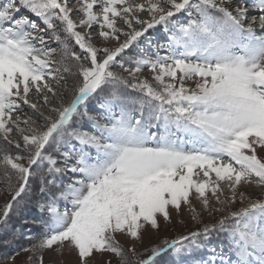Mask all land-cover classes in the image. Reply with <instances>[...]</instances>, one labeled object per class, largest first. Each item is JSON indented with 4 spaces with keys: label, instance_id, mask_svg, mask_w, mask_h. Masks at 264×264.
I'll return each instance as SVG.
<instances>
[{
    "label": "snow or ice",
    "instance_id": "obj_1",
    "mask_svg": "<svg viewBox=\"0 0 264 264\" xmlns=\"http://www.w3.org/2000/svg\"><path fill=\"white\" fill-rule=\"evenodd\" d=\"M0 184V264H264V0H0Z\"/></svg>",
    "mask_w": 264,
    "mask_h": 264
},
{
    "label": "rangeland",
    "instance_id": "obj_2",
    "mask_svg": "<svg viewBox=\"0 0 264 264\" xmlns=\"http://www.w3.org/2000/svg\"><path fill=\"white\" fill-rule=\"evenodd\" d=\"M73 19L78 20L80 17H73ZM160 26H157L156 29H160ZM155 30V29H150ZM95 36V32H93ZM98 39V38H97ZM142 40V38H141ZM115 41L113 42V45ZM136 51L129 50V56H135ZM128 59V56L125 57V60ZM119 70V69H116ZM150 74L145 72L144 76H149ZM92 107H95L93 102ZM98 109V108H97ZM81 126L83 125L82 121L80 122ZM87 129V128H84ZM65 180L68 179L67 176L64 177ZM4 187L3 184H0V189ZM35 185H33V192L30 194L31 202L28 203L24 208L19 211H14L10 215V220L7 228L0 229V252H12L13 250H18L20 246H26L29 244V241L25 239L28 235H38L42 232V227L38 223H33V221H39L41 218V213L36 207L35 201L37 200V195L35 191ZM10 199L6 194L0 193V207L3 206L7 200ZM240 207L239 204L235 205L234 208ZM199 210V206L197 205ZM219 215V214H218ZM183 220L184 223H179L180 220ZM206 221L211 222L208 217H205ZM27 221V222H25ZM198 228V225L193 223L190 219V213L187 209H184L181 212L180 217H173V221L170 225L164 226L161 225L159 232H154L149 230L145 233L144 244L140 247H148L152 244L158 243L162 238L174 239L179 235L187 234L190 231H194ZM15 235L13 243L7 247L3 245V241L9 239ZM123 240V237H121ZM218 238L214 237L213 242H216ZM29 254L21 253L20 257L17 258V264H26L27 257ZM170 259L169 256H164L161 260V264H165L166 261ZM46 264H50L52 261H56L57 264H78V259L75 253H69L65 251L63 256H58L55 253H46L45 254Z\"/></svg>",
    "mask_w": 264,
    "mask_h": 264
},
{
    "label": "bare ground",
    "instance_id": "obj_3",
    "mask_svg": "<svg viewBox=\"0 0 264 264\" xmlns=\"http://www.w3.org/2000/svg\"><path fill=\"white\" fill-rule=\"evenodd\" d=\"M87 129H88V128H87ZM87 129H86V130H87ZM61 163H62V162H61Z\"/></svg>",
    "mask_w": 264,
    "mask_h": 264
}]
</instances>
